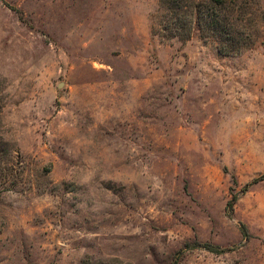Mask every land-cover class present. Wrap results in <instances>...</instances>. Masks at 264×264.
Returning <instances> with one entry per match:
<instances>
[{"label":"rangeland","instance_id":"obj_1","mask_svg":"<svg viewBox=\"0 0 264 264\" xmlns=\"http://www.w3.org/2000/svg\"><path fill=\"white\" fill-rule=\"evenodd\" d=\"M158 1L0 0V264H264V15L223 55Z\"/></svg>","mask_w":264,"mask_h":264},{"label":"trees","instance_id":"obj_2","mask_svg":"<svg viewBox=\"0 0 264 264\" xmlns=\"http://www.w3.org/2000/svg\"><path fill=\"white\" fill-rule=\"evenodd\" d=\"M255 15H264L259 0H159L151 33L185 42L198 32L218 53H240L254 40Z\"/></svg>","mask_w":264,"mask_h":264}]
</instances>
